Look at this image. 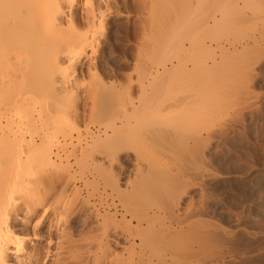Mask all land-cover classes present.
Segmentation results:
<instances>
[{
    "label": "rangeland",
    "instance_id": "obj_1",
    "mask_svg": "<svg viewBox=\"0 0 264 264\" xmlns=\"http://www.w3.org/2000/svg\"><path fill=\"white\" fill-rule=\"evenodd\" d=\"M144 1L140 11L138 0H114L118 12L109 16V33L92 53L97 65L92 72H98L91 76L84 65L78 75L77 121L93 140L77 148L78 167L65 171L63 180L71 181L65 205L78 197L80 206L68 210L63 223L79 240L80 264H102L106 241L117 238L111 247L114 264H138L145 229V236L155 234L157 240L168 234L158 246L164 264H264V0H239L238 7L236 0ZM253 39L259 46L240 47ZM227 41L240 48L222 57L218 44ZM170 61L175 67L164 74L162 66ZM174 98L199 103L177 110L181 118L193 113L192 124L180 131L172 127L174 120L155 117V110ZM106 136L115 154L109 161L101 155ZM45 143L39 142L46 151L57 147L53 140ZM128 145L134 150L129 155ZM51 202L32 218L31 232ZM171 206L179 208L175 216L165 212ZM50 221L40 230L44 236ZM64 247V255H71L73 245ZM130 248L137 254L133 263ZM52 253L49 263H54Z\"/></svg>",
    "mask_w": 264,
    "mask_h": 264
},
{
    "label": "bare ground",
    "instance_id": "obj_2",
    "mask_svg": "<svg viewBox=\"0 0 264 264\" xmlns=\"http://www.w3.org/2000/svg\"><path fill=\"white\" fill-rule=\"evenodd\" d=\"M142 1L144 0L137 2V8L140 11H143L144 2H146ZM236 1L234 6L238 7L239 0ZM113 2L114 0H0V264H39L38 260L43 252L46 255L44 254L42 264H67L65 257L68 256H71L69 259L72 260V264L81 263V248L77 244L79 240L77 242L73 240L72 230L66 226L65 220L66 223H63V218L68 217L66 212H69L70 209L72 211V208L73 210L79 209L80 203L76 197L71 204L69 203V208L65 205V190L67 191L66 187L70 186L71 181L63 179L65 171L70 174L72 168L79 165L77 148L87 146L90 144L88 140H93L92 133L88 129L84 133L77 121L76 102L82 87L77 80L84 65H86L89 74L94 69L92 53L97 49L95 46L99 39L109 33L108 18L115 13L114 7L117 5L115 4L113 7ZM143 14V12L138 14L140 20L143 18ZM229 14H231L230 11ZM252 41V43L240 42V47L247 50L250 44H254V47L259 46L258 39ZM218 45L223 53L222 57L226 56L227 52H237L240 48L239 44H235L233 41ZM82 57H84V61H81ZM173 61H170V65L165 63L162 66L164 74H167L169 66L175 67ZM213 61L216 62V60ZM204 65L202 66L204 67ZM97 72L94 71V73ZM94 73L91 76L95 75ZM189 78L184 81L190 82ZM174 99L171 102L162 103V107L160 105L161 108L155 110V117L156 119L165 117L174 120L172 127L175 131H180V128L189 126V122H192L193 113L190 110L189 112L192 114L185 115L182 119L177 114V110L181 106L198 108V101L187 98L185 100ZM139 105L142 107L143 102L142 105L141 102ZM139 105L138 108H140ZM182 111L184 110L181 109L180 113ZM195 114L196 112H194ZM71 115H74L75 119H72ZM128 116L129 121L132 114ZM124 118L122 122L125 120ZM151 118L153 117L151 116ZM136 120L138 121L137 116ZM106 132H108L107 129ZM52 140L57 143L55 150L46 151L41 148L39 142H46L45 144L48 145ZM105 141L107 144L106 142L103 144L102 149L104 147L105 149L101 150V155L108 161L115 159V154H112L114 151L111 137L106 136ZM93 144L92 149L94 150L97 143ZM132 151H134L133 148L128 145V155ZM71 158L76 160L75 165L71 164ZM64 162H66V166H56V163ZM134 162L137 176H140V158L136 156ZM43 163H46V168L42 167ZM109 180L110 177L107 181ZM58 184L64 186L63 189L58 188ZM140 184L144 185L145 183ZM51 198L53 204L51 202V206L43 209L31 232L32 218ZM176 209L179 210V208L171 206L167 210L165 208V212L174 215ZM77 211L79 213V210ZM159 212L161 213L162 210L159 209ZM156 216L150 217L156 219ZM147 217L146 220L149 222V216L146 215ZM169 217L171 218V216ZM50 218L48 233L47 236H44L40 230ZM148 224H151V221ZM145 230V233L139 232V236L141 233L144 235L141 236V244H138L141 252L140 255L138 254L140 257L138 264H162L164 260L159 254L160 247L158 246L159 242L161 243V238L168 234L164 232L165 235H163L161 232L163 236L157 240L155 234H153L154 237L153 235L145 236L147 234ZM148 230H151L149 225ZM117 240L106 241L108 243L106 250L104 249L103 257L105 258H102V264H114V260L112 261L111 258L113 253L111 247L118 245L119 241L117 242ZM43 242H45V246L42 248ZM66 242L73 245L69 252L71 255L66 254L68 256L64 255ZM42 250L43 252H41ZM52 252H55L54 263H49ZM128 253V260L133 263L135 255H137L134 248L128 249ZM103 260L104 262H102Z\"/></svg>",
    "mask_w": 264,
    "mask_h": 264
}]
</instances>
